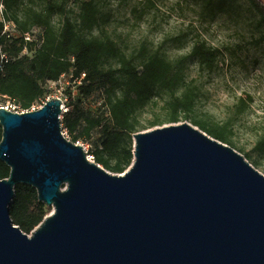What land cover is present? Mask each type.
<instances>
[{"label": "water", "instance_id": "obj_1", "mask_svg": "<svg viewBox=\"0 0 264 264\" xmlns=\"http://www.w3.org/2000/svg\"><path fill=\"white\" fill-rule=\"evenodd\" d=\"M65 106L0 107V264H264V176L187 122L136 133L122 174L61 132ZM18 184L51 209L27 235L9 208Z\"/></svg>", "mask_w": 264, "mask_h": 264}, {"label": "rangeland", "instance_id": "obj_2", "mask_svg": "<svg viewBox=\"0 0 264 264\" xmlns=\"http://www.w3.org/2000/svg\"><path fill=\"white\" fill-rule=\"evenodd\" d=\"M79 1L55 0L63 5L64 13L49 15L43 0H18L17 7L7 11V16L13 15L29 30H43L34 21L37 17L46 18L57 33L65 18L78 26ZM258 1L264 4V0ZM94 4L97 25L91 31H81L84 38L111 41L136 67L160 56L180 80L173 92L156 87L136 110L138 122L146 125L163 120L169 111L167 103L187 92L194 103L189 118L224 128L229 136L228 146L264 176V153L257 149L258 142L264 140V25L249 0H94ZM2 17L4 11L0 9V20ZM201 41L217 50L216 62L209 70H201L191 53L193 45ZM101 68L115 70L119 80H123L116 59L104 57ZM69 78L64 76L57 85L45 86L46 96L63 99L72 86ZM98 99V94L92 99L95 109L102 103ZM3 103L5 100L0 98V105ZM66 139L69 140L68 134ZM75 144L86 145V154L93 156L100 143L92 132L89 141Z\"/></svg>", "mask_w": 264, "mask_h": 264}, {"label": "trees", "instance_id": "obj_3", "mask_svg": "<svg viewBox=\"0 0 264 264\" xmlns=\"http://www.w3.org/2000/svg\"><path fill=\"white\" fill-rule=\"evenodd\" d=\"M43 1L49 15L64 13L62 4L55 0ZM249 2L260 16V23L264 25V4L258 0ZM0 3L4 8V19L14 23L18 32H28L27 24L19 23L13 15L7 16V11L17 7L18 0H0ZM78 9V26L65 18L57 33L46 18L37 17L34 23L43 28L40 46L35 42H24L20 38L6 39L1 35L3 24L0 22V46L13 58L0 72V96H7L25 106L39 96H46L47 82H57L61 76H69L73 87L70 86L65 94L66 112L60 121L62 129L72 143L89 141L91 133L95 132L100 144L92 161L112 174H122L130 166L134 155V134L164 123L176 124L189 120L190 124L210 137L230 144L224 128L189 118L194 103L192 95L187 92L179 97L175 96L167 103L169 111L163 120L140 124L135 116L136 110L146 103L156 87L169 92L175 91L179 86V78L172 66L160 56H153L136 67L119 53L111 41L84 38L81 31H91L97 25V9L94 0L79 1ZM25 48L27 53L22 54ZM191 53L198 59L201 70L214 67L217 50L207 47L201 41L193 45ZM104 57L118 61L123 73L122 81L116 76L115 70L101 68ZM82 74L84 78L80 79ZM97 94L98 101L102 103L95 109L91 103ZM2 132L0 127V141ZM257 149L264 153V140L258 142ZM103 154H107V157ZM8 176L9 168L0 161V180ZM50 210L38 201L34 188L24 184L15 186L9 214L14 225L23 233L29 235Z\"/></svg>", "mask_w": 264, "mask_h": 264}, {"label": "built area", "instance_id": "obj_4", "mask_svg": "<svg viewBox=\"0 0 264 264\" xmlns=\"http://www.w3.org/2000/svg\"><path fill=\"white\" fill-rule=\"evenodd\" d=\"M0 9L3 10V5L1 3H0ZM1 14L3 15V12ZM0 22L3 24V30H2L3 33L1 35L5 37L6 39L13 40V38H20L24 42H31V43L35 42L37 46L41 45L43 41V30L39 28H35L32 30H29L28 32L20 33L18 32V30L16 29L15 25L12 22L6 21L3 17H2V20H0ZM26 53H27V50L25 48L22 54H26ZM12 59L13 58L10 56V54L4 51V48L0 46V72L3 70L4 65L8 64ZM63 78L64 76H61V78L57 82H47L45 86L49 87V85H55V84L57 85L60 82V80ZM83 78H84V74L81 75L80 79H83ZM0 98H3L5 100V103L1 104L0 107L4 108L5 110L9 112H13L17 114L37 111L41 109L44 106V104L48 102L49 100V97L47 96L45 97L39 96L36 99H34V101H32L31 103H28L25 106H22L21 104L15 102L14 100L10 99L7 96H0ZM59 99H61L64 104L66 98L64 97L63 99L62 98H59ZM64 112H66V108L63 110V113ZM61 132H62V135L66 138V131L62 129V126H61ZM81 146L86 152L87 146L86 145H81ZM92 157L93 156H89L88 157L89 160L92 161Z\"/></svg>", "mask_w": 264, "mask_h": 264}]
</instances>
